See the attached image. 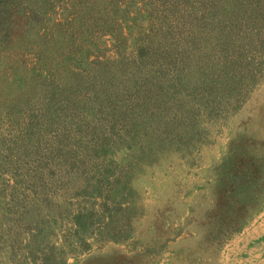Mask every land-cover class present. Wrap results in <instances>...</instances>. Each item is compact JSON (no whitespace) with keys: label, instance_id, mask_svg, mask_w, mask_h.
<instances>
[{"label":"rangeland","instance_id":"1","mask_svg":"<svg viewBox=\"0 0 264 264\" xmlns=\"http://www.w3.org/2000/svg\"><path fill=\"white\" fill-rule=\"evenodd\" d=\"M20 4L25 13L17 17L20 28L16 30L24 41L16 47L0 46V137L8 146L13 139L20 144L29 121L26 108L20 113L9 110L19 88H11L20 81L14 76L23 78L36 91L39 72L35 67L40 61L34 52L45 43L67 46L63 58L80 57L81 50L86 51L87 63L80 70L83 76L87 80L94 76L93 82L104 63L111 74L118 75L117 90L129 85L126 77L138 51L134 44L142 40L148 48L161 42L155 46L161 49L164 43V49L173 53L171 41L179 49L193 46L191 54L199 59L205 54L200 65L206 64L212 73L209 76L214 74L217 79L223 75L218 65L226 66L227 59L240 58L236 72L244 79L236 90H227L222 99L216 98L209 106L197 102L214 95L204 87L197 88L194 97L188 96L187 105L172 103L163 108L151 103L147 112L167 111L169 124L173 115L190 118L192 114L199 132L179 135L176 144L157 147L152 161L145 163V157H136L117 170L114 174L127 182L118 205L109 195L112 184L104 187V196H98L84 191L80 172L65 181L71 169H58L57 158L47 155L51 137H41L46 143L41 144L42 162L55 169L53 175L48 176L43 165L41 173L35 168L38 173L17 175L20 181H14L6 170L0 175V192H4L0 264H264V0H222L218 6L223 14L209 12L218 7L206 6L204 0H22ZM79 13L83 16L76 22ZM233 16L235 21L231 22ZM222 25L223 33L234 35L233 49L210 41L217 34L215 27ZM173 29L174 38H170L166 32ZM182 32L188 33L184 36ZM33 37L39 38L30 40L32 49H23ZM62 57L52 54L43 66L54 76L58 74L57 79L65 76ZM176 60L179 64L180 58ZM244 61L250 62L248 67ZM90 94L86 91L88 97ZM137 96L125 94L128 107L135 104ZM44 102L39 96L28 109L35 115L41 113ZM119 102L110 101L107 106L122 105L123 99ZM94 119L102 124L100 132L108 138L107 144L120 137L127 141L133 135L125 131L127 127H122L120 120L110 133L104 116ZM95 121L80 131L83 138L92 136ZM125 124L128 126V121ZM39 128L34 125V130ZM55 130L60 126L50 129L51 136ZM66 134L71 139L78 135L69 124ZM19 153L20 149H14L7 160ZM118 154L114 160H119ZM29 159L31 165L36 163L33 155ZM81 167L89 172V162ZM232 194L235 198L229 210ZM104 197L112 217L106 216L78 234L71 216L88 205L100 210L98 203ZM222 208L229 211L222 214Z\"/></svg>","mask_w":264,"mask_h":264},{"label":"trees","instance_id":"2","mask_svg":"<svg viewBox=\"0 0 264 264\" xmlns=\"http://www.w3.org/2000/svg\"><path fill=\"white\" fill-rule=\"evenodd\" d=\"M20 1L22 0H0L1 47H5L6 45H8L9 48L12 46H20L24 41L22 33L16 30L20 28L17 23V17L25 13ZM221 1L222 0H204V4H206V6L209 3L214 6L217 5V10L214 11L213 9H209V12L218 11L220 14H223L222 9L218 6L221 5L219 4ZM82 16L83 14L79 13V16L74 20L80 22ZM223 17L224 15L222 18ZM26 20L27 19L24 21ZM220 20L222 21L224 19ZM229 20L234 22V16ZM217 22L219 21L217 20ZM215 28L217 34H214L213 37L210 35V41L213 42L214 45L218 43L221 45L228 44L229 48L233 49L234 47L231 46V43L234 39V35L232 37V35L230 36L229 34L223 33V25ZM173 32L174 29L171 30V32L167 30L166 35H170V38H174ZM187 33L188 32H182L181 35L186 36ZM13 34H17L15 36L17 39L12 36ZM47 35L48 33L44 34V36ZM35 38H29L23 49L30 51L32 49V42L30 43V40L32 39L34 42ZM166 41L168 44L169 41ZM55 42L57 43V39H55ZM142 42L134 44V46L138 48L137 59L133 61L129 75H126L129 85L120 90H117L119 86L117 84L118 75L111 74L106 69L104 63L99 67L98 73H96L98 75L95 76L93 82L94 76H91V81L83 76V70H80L87 63L86 51L81 50L80 57L64 56L63 58L62 54L69 49L67 46L63 48L56 44L45 43L42 47L38 48V50L34 52L40 61V63L37 62L38 64L35 67L39 72V78L35 82L36 91L31 88L23 78H19L16 75L14 78L20 81L14 82V85L11 86L13 89L14 87L19 88L17 89V97L15 96L14 98L15 102L8 105L9 110L18 111L20 113L26 108L25 113H27L26 115L29 121L24 127L25 136L22 138L20 144L13 139V144L8 146L6 139L0 137V149L4 147L3 151H0V175L6 170L15 178L14 181H20L17 180V175L20 173L29 175L31 172H36L35 168L39 169L40 173L41 169L44 168L47 170L48 176L53 175L55 169L47 168L49 163L44 164L42 162L43 155L41 154V147L46 143L41 141V137L43 138L44 135H47L51 137L47 148V155L50 158L54 156L57 158L56 166L58 169H60V166H66L67 170L68 168L71 169V171H67L68 174H64V177H66L65 181H70L67 178H73L74 175L80 172L82 181H84V191L88 192V194L97 193L98 196H104L102 194L104 187L108 184H112L109 187V195L113 204L118 205V197H121V195L123 197V192L127 189V182H122L121 176L114 174L118 172L117 170L124 169V166L130 165L134 160L133 158L136 159V157H145L142 158L145 163L152 161V156L157 147H162V145L168 144V142L170 145L176 144L174 142L176 137H179V135H188L189 132L196 131L195 126H198L195 124L196 121H193L194 118L192 114L189 115L190 118L187 116L183 118L178 117L179 119L173 115L172 121L169 124L165 119V116L169 117L167 111H158L150 115L147 112L148 106H150L151 103H156L159 107L163 108L169 107L172 103L175 105H187L188 98L190 96L194 97L197 88L203 89L202 87L209 91L211 90L214 92V95H210L209 100H206L207 97L204 96L201 99L198 98L199 100H197V102L209 106L210 104L212 105L211 101L216 98L219 100L224 96L223 94L226 93L227 90L228 92L236 90L240 81L244 79L241 73L237 74L236 72V69L241 64L240 58L239 60L233 58H231V60L227 59L229 63L226 66L218 65L217 68L219 67V71H223L221 73L223 75H221L222 79H217L214 74L210 77L212 73L208 72L206 64L203 66L200 65L201 58L204 59L206 55L202 54L200 59L197 57L195 58V56L191 54L193 51V46L191 45H189L187 49H179V47L174 45V42L171 41L170 44L173 45V53L168 49H164V47H166L164 43H162L161 49H159V47L155 46H159L161 42L158 44H151V48H148ZM71 44L72 42L69 40L68 45ZM227 48L228 47H224V50ZM71 52L73 51L71 50ZM162 53H164L163 56H160ZM52 54L57 55V57H62L60 61L65 68V76H61L59 79H57L58 74L54 76L51 69L43 67L44 64L46 65V59ZM178 57L180 58L179 64L176 60ZM244 63H246V67H248L250 62L244 61ZM100 81L101 84L99 83ZM86 91L92 93V95L90 94L88 97ZM127 93L138 95L137 100L134 101L135 104L131 107H128L130 103L125 97ZM39 96H42L45 102L42 106V112L40 111L41 113L35 115L30 112L28 108ZM121 97L123 99L122 105L107 106V102L110 101L120 103L119 101H122ZM181 97H184V99ZM104 101H106V103ZM100 114L105 117V123H107L105 125L108 127L107 130L110 133L117 127L115 122L120 120L119 122H122L120 125L128 129L125 131H132V137H129L127 141H123V138L120 137L116 142H109V144H107L108 138H106L103 132H100L102 124L94 119L99 117ZM80 121L86 124L83 125ZM94 121L96 123L91 126L92 136L89 138L84 136L83 138V136H81L82 132L80 133V131L87 129L90 122L93 123ZM127 121L128 126L125 124ZM148 123L151 124L150 127ZM67 124L77 131L78 135L74 136L72 139L66 134ZM34 125L40 128L34 130ZM55 125H59L60 130H55L56 134L51 136L50 129ZM179 129H181L180 132L178 131ZM156 132L157 134H155ZM95 135H98V137H95ZM68 141H72L74 144H67ZM69 146H73V148L67 149ZM113 146L118 152L114 150ZM16 148L20 149L18 157H12L10 160H7V155H10ZM117 154L120 158L119 160H114ZM31 155H33L36 160V163L33 162L34 165H31V161H29ZM26 159L27 161L24 162ZM86 162H89L90 165L89 172H87L86 168L81 167V164H85ZM27 166L32 167L26 168ZM77 170L78 172H76ZM92 170L95 171L91 172ZM36 179H38V177H36ZM52 179L53 178L50 180L52 181ZM32 183L31 185L35 186V181ZM235 190L236 188H233V191ZM3 193L2 191L0 192V204H3ZM234 198L235 194H232L230 201L228 200L229 210L233 208L232 201ZM107 203V199L104 197L102 201L98 203V205H100V210H94V206L91 207L88 205L74 212L70 220L73 222V225L76 226L78 234L93 226L95 222L101 221V219H104L106 216L109 218L112 217L111 207L108 206ZM235 206L234 204V207ZM49 209L51 210V206ZM66 209H64V213L68 212ZM229 210L222 208L221 212L224 214V212ZM48 214L51 215L50 212ZM29 251L33 253L31 250ZM48 258L49 257H47V259Z\"/></svg>","mask_w":264,"mask_h":264}]
</instances>
